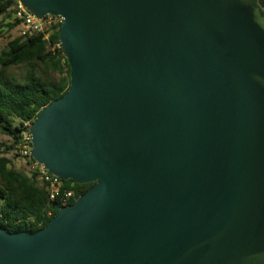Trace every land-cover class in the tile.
<instances>
[{
    "label": "water",
    "instance_id": "obj_1",
    "mask_svg": "<svg viewBox=\"0 0 264 264\" xmlns=\"http://www.w3.org/2000/svg\"><path fill=\"white\" fill-rule=\"evenodd\" d=\"M256 0H20L63 19L67 92L36 162L94 182L0 264H264V15Z\"/></svg>",
    "mask_w": 264,
    "mask_h": 264
},
{
    "label": "trees",
    "instance_id": "obj_2",
    "mask_svg": "<svg viewBox=\"0 0 264 264\" xmlns=\"http://www.w3.org/2000/svg\"><path fill=\"white\" fill-rule=\"evenodd\" d=\"M18 0H0V16L14 19L9 31L20 26L15 17ZM60 44V29L49 40L43 34L14 38L0 53V131L12 139L10 146L0 144L4 152L16 151L21 134L29 131L25 123L61 98L71 83V68L64 51L53 50ZM20 122L19 126L15 121ZM74 190L76 200L95 185L64 181ZM73 200L69 205H73ZM60 208L49 199L46 188L35 177L15 169L0 152V227L9 233H35L44 228Z\"/></svg>",
    "mask_w": 264,
    "mask_h": 264
},
{
    "label": "built area",
    "instance_id": "obj_3",
    "mask_svg": "<svg viewBox=\"0 0 264 264\" xmlns=\"http://www.w3.org/2000/svg\"><path fill=\"white\" fill-rule=\"evenodd\" d=\"M15 17L21 22L22 36L43 34L44 39L47 41L56 30L61 28L63 23L61 17L51 15L43 19L36 17L20 3V0H18L16 6ZM61 48V43L52 47L53 50L57 51ZM31 124L32 122H27L25 127L29 129ZM31 151L32 136L29 131H24L16 146V153L24 162L25 172L29 176L35 177L46 188L50 201L56 204L57 207L69 206L71 201L76 200L74 190L66 189L63 180L51 174L45 166L36 162Z\"/></svg>",
    "mask_w": 264,
    "mask_h": 264
},
{
    "label": "rangeland",
    "instance_id": "obj_4",
    "mask_svg": "<svg viewBox=\"0 0 264 264\" xmlns=\"http://www.w3.org/2000/svg\"><path fill=\"white\" fill-rule=\"evenodd\" d=\"M13 22L14 19L10 18L9 16H0V53L2 50H4L7 47L8 43L11 40L21 35L22 32L21 26L16 27L12 31L8 30L7 25ZM14 124L19 126L20 122L16 120ZM11 143H12V139L4 135L0 131V144L5 146H10ZM0 152L11 160L12 166L15 169L25 172L24 162L17 155L16 151L4 152V150L1 149Z\"/></svg>",
    "mask_w": 264,
    "mask_h": 264
},
{
    "label": "flooded vegetation",
    "instance_id": "obj_5",
    "mask_svg": "<svg viewBox=\"0 0 264 264\" xmlns=\"http://www.w3.org/2000/svg\"><path fill=\"white\" fill-rule=\"evenodd\" d=\"M255 3L257 4L262 14L264 15V0H256Z\"/></svg>",
    "mask_w": 264,
    "mask_h": 264
}]
</instances>
